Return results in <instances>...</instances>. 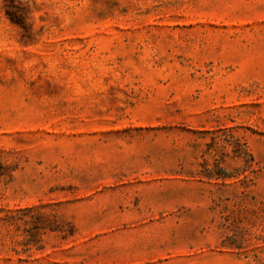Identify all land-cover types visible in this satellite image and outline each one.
Instances as JSON below:
<instances>
[{"label": "rangeland", "instance_id": "1", "mask_svg": "<svg viewBox=\"0 0 264 264\" xmlns=\"http://www.w3.org/2000/svg\"><path fill=\"white\" fill-rule=\"evenodd\" d=\"M0 264H264V0H0Z\"/></svg>", "mask_w": 264, "mask_h": 264}, {"label": "trees", "instance_id": "2", "mask_svg": "<svg viewBox=\"0 0 264 264\" xmlns=\"http://www.w3.org/2000/svg\"><path fill=\"white\" fill-rule=\"evenodd\" d=\"M9 16H10V18H11L12 21L17 20L13 15L9 14ZM239 144H240V143H239L238 141H236V142H235V147H238ZM251 161H253V157H252V156H251Z\"/></svg>", "mask_w": 264, "mask_h": 264}]
</instances>
